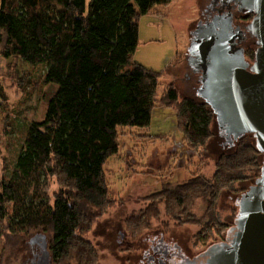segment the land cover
I'll list each match as a JSON object with an SVG mask.
<instances>
[{
  "label": "trees",
  "instance_id": "trees-1",
  "mask_svg": "<svg viewBox=\"0 0 264 264\" xmlns=\"http://www.w3.org/2000/svg\"><path fill=\"white\" fill-rule=\"evenodd\" d=\"M173 1L2 0L1 54L41 65L44 84L58 86L45 117L29 123L12 166L3 165L0 139V237L16 242L35 233L31 242L41 244L43 257L48 250L50 264H96L85 235L113 205L105 165L120 149V128L148 127L158 105L174 107L186 143L207 146L215 121L209 105L181 99L173 83L160 91L162 73L134 58L141 17ZM223 143L231 149L220 154L212 178L199 174L167 188L178 223L201 221L184 194L212 208L202 217L203 240L215 222L224 225L214 212L221 191L261 173L262 154L249 137Z\"/></svg>",
  "mask_w": 264,
  "mask_h": 264
},
{
  "label": "rangeland",
  "instance_id": "rangeland-1",
  "mask_svg": "<svg viewBox=\"0 0 264 264\" xmlns=\"http://www.w3.org/2000/svg\"><path fill=\"white\" fill-rule=\"evenodd\" d=\"M206 1L174 0L167 6H160V13H149L139 21L135 60L161 72L160 91L173 83L181 99L206 100L200 92L202 73L193 72L187 58L192 32L206 19L203 14ZM43 73L41 65L6 58L0 46V89L7 97L5 102L0 101L4 166L6 163L12 166L29 123L45 117L48 101L57 89V83L44 84ZM176 116L174 107L158 105L148 127L120 128V149L105 165L109 199L113 205L94 220L85 235L97 253L96 264H149L151 247L162 238L167 243L177 244L188 256H178V264H199V255L211 244L227 241V231L235 225L239 210L238 199L254 180L237 183L236 189L221 191L214 212L217 211L218 220L225 226L215 222L217 228L213 229L209 240L206 237L203 240L200 229L206 222L202 217H207L212 208L206 207L208 204L202 197L191 193L182 198L193 217L201 219L200 223H178L180 214L171 209L167 188L199 174L212 178L220 154L231 148L223 143L225 138L213 121V134L207 146L195 150L186 143ZM245 137L253 142L256 140L250 133ZM261 158L263 160V156ZM52 181V189L57 190L56 182ZM198 233L201 234L199 238ZM34 235L16 242L0 237V261L40 264L43 248L31 242Z\"/></svg>",
  "mask_w": 264,
  "mask_h": 264
},
{
  "label": "water",
  "instance_id": "water-1",
  "mask_svg": "<svg viewBox=\"0 0 264 264\" xmlns=\"http://www.w3.org/2000/svg\"><path fill=\"white\" fill-rule=\"evenodd\" d=\"M245 6L255 13L251 26L259 48L253 64L236 46L226 18L200 21L188 49L191 66L202 73L200 92L206 97L202 101L216 114L222 137L233 146L250 133L263 156L260 176L238 199L227 241L211 244L200 254L203 264H264V0H245ZM49 257L46 249L40 264H50Z\"/></svg>",
  "mask_w": 264,
  "mask_h": 264
},
{
  "label": "flooded vegetation",
  "instance_id": "flooded-vegetation-1",
  "mask_svg": "<svg viewBox=\"0 0 264 264\" xmlns=\"http://www.w3.org/2000/svg\"><path fill=\"white\" fill-rule=\"evenodd\" d=\"M246 9L245 0H207L203 7V14L205 13L206 19L202 21V24L217 22L221 18L228 19L231 29L236 35V46L243 48L245 59L251 65L256 60L259 44L258 37L253 33L251 26L255 13L248 12ZM217 17L219 19L216 20ZM193 72H196L195 69ZM151 250L152 254L148 258L149 264H178L176 259L178 256L188 257L177 244L167 243L163 238L158 244H153ZM198 262L203 264L201 260Z\"/></svg>",
  "mask_w": 264,
  "mask_h": 264
},
{
  "label": "crops",
  "instance_id": "crops-1",
  "mask_svg": "<svg viewBox=\"0 0 264 264\" xmlns=\"http://www.w3.org/2000/svg\"><path fill=\"white\" fill-rule=\"evenodd\" d=\"M170 4H171V3H170ZM159 10H160V7H159ZM180 53H181V52H179V54H178V55H180ZM173 58H174V57H173ZM175 59H176V58H174V60H175ZM177 59H178V58H177ZM176 61H177V60H176Z\"/></svg>",
  "mask_w": 264,
  "mask_h": 264
}]
</instances>
